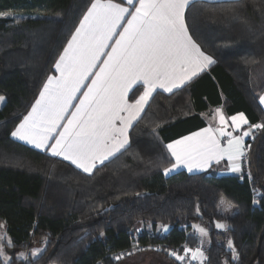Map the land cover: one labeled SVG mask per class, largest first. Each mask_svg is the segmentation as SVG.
I'll use <instances>...</instances> for the list:
<instances>
[{"label": "trees", "instance_id": "trees-1", "mask_svg": "<svg viewBox=\"0 0 264 264\" xmlns=\"http://www.w3.org/2000/svg\"><path fill=\"white\" fill-rule=\"evenodd\" d=\"M92 2L0 0V13L26 15L19 23L0 17V222L14 243L5 247L11 264H42L53 249L49 263L119 264L115 256L137 248L182 264L165 252L197 248L194 225L208 233L206 264H264V129L247 140L241 174L163 171L174 163L166 145L205 127L208 110L264 124V0L191 3L188 29L215 63L180 90L157 91L126 150L89 174L11 133ZM222 201L237 211L224 214ZM140 223L152 229L135 234ZM36 245L39 257L17 258Z\"/></svg>", "mask_w": 264, "mask_h": 264}, {"label": "snow or ice", "instance_id": "snow-or-ice-1", "mask_svg": "<svg viewBox=\"0 0 264 264\" xmlns=\"http://www.w3.org/2000/svg\"><path fill=\"white\" fill-rule=\"evenodd\" d=\"M189 3L126 0L124 6L114 0H93L54 65L58 75L47 78L11 135L89 174L97 163L122 154L129 146V129L142 119L157 89L169 94L180 90L215 63L189 33L185 23ZM137 85L143 88L138 96ZM130 93L134 98H129ZM259 101L264 105V96ZM214 118L218 126L202 128L166 145L174 163L163 169L165 175L179 167L189 172L204 169L225 157L232 172L241 171L244 138L252 129H264V124H250L242 112L226 117L221 108L215 110ZM244 125L248 129L242 131ZM216 227L227 228L222 223ZM193 228L200 236L208 235L203 227ZM5 247L13 248L14 243L0 234V259L11 264ZM228 247L235 253L231 240ZM42 251L35 249L31 256L36 258ZM184 253L170 255L177 261H184L188 254L192 260L205 259L200 247H185ZM17 258L29 259L23 252Z\"/></svg>", "mask_w": 264, "mask_h": 264}, {"label": "rangeland", "instance_id": "rangeland-1", "mask_svg": "<svg viewBox=\"0 0 264 264\" xmlns=\"http://www.w3.org/2000/svg\"><path fill=\"white\" fill-rule=\"evenodd\" d=\"M7 14L8 15H6V16H0V17H5L8 19H12L14 21H17V20L20 21V20L26 18V15H16V14H11V13H7ZM215 169H214V171H215ZM220 209H221V212H223L224 214H226L228 216H232L237 211L236 207L231 206L224 201L221 202ZM222 224H225V223H222ZM0 225H2V227H0V234H6L4 224L0 223ZM200 227H202V226H200ZM151 229H152L151 224H143V223L141 224L140 223L135 228V234L140 233L143 230H151ZM192 230H193L192 232H195L196 234H198L194 228H192ZM157 232L165 233L164 227L161 225L158 226ZM7 237H8V235H7ZM199 237H200V246L199 247L202 249V251L204 252V256H205V250L204 249H205V245H206L207 240H208V235H206V236H200L199 235ZM35 249H42L44 251V247H40V246L36 245L31 251L25 252V254L29 257V255L31 256V254H27V253H31ZM43 251L37 257H39L43 253ZM159 251L160 250H158V249H144V250H138V251L133 250L131 252V254H127V253L119 254V255L115 256V259H117V257H119V259H117V260H120L119 264H169V262L166 260L165 256L162 253H160ZM173 251L174 250H167L165 253H167L170 257H173L175 259L174 256L170 255V253ZM5 252L9 257H11L7 253L6 248H5ZM176 253L179 254L178 252H176ZM179 255H182V254H179ZM183 255H185V254H183ZM30 259H32V258H30ZM30 259H28V260L20 259V260L23 262H28ZM194 261H196V262H194ZM180 262L182 264H205L204 259L203 260H200V259L192 260L190 254H188L185 257L184 261H180ZM49 264H58V263L53 261V262H50Z\"/></svg>", "mask_w": 264, "mask_h": 264}, {"label": "crops", "instance_id": "crops-1", "mask_svg": "<svg viewBox=\"0 0 264 264\" xmlns=\"http://www.w3.org/2000/svg\"><path fill=\"white\" fill-rule=\"evenodd\" d=\"M195 1H207V2H225V1H233V0H190V3H189V5L191 4V3H193V2H195ZM114 2H117V3H123L124 4V6H127L126 5V0H114ZM188 5V6H189ZM91 6V5H90ZM188 6H187V8H188ZM187 8H186V10H187ZM186 10H185V23H186ZM87 12V11H86ZM83 18V17H82ZM79 26V25H78ZM186 26H187V23H186ZM188 27V26H187ZM189 33H190V31H189ZM191 34V33H190ZM71 38V37H70ZM201 47V46H200ZM201 49H202V47H201ZM203 50V49H202ZM204 51V50H203ZM63 52V51H62ZM205 52V51H204ZM206 54H208L207 52H205ZM208 55H210V54H208ZM211 56V55H210ZM58 60V59H57ZM215 60V59H214ZM213 65V64H212ZM212 65H210L206 70H208ZM205 70V71H206ZM51 75H58V73H56L55 72V68H54V72L51 74ZM49 77V76H48ZM46 81H47V79H46ZM45 81V82H46ZM45 84V83H44ZM42 88H43V86H42ZM42 88H41V90H42ZM134 89H137V91H136V93H135V95L136 96H138L139 94H140V92H142L143 91V88H142V86H139V85H137V86H134ZM40 90V91H41ZM157 91H161V92H164L162 89H157ZM156 91V92H157ZM155 92V93H156ZM155 93H153V95L155 94ZM166 93V92H165ZM39 96V95H38ZM260 96H264V92L260 95ZM3 97V96H2ZM130 99H132V98H134L133 96H132V93H130V97H129ZM260 102V101H259ZM4 103H5V97H4V100L3 101H0V108H2L3 107V105H4ZM74 103H76V102H74ZM261 105V104H260ZM148 106V105H147ZM147 106H146V108H147ZM262 106V108L264 109V105H261ZM217 108H221L222 109V112H223V114L226 116V117H230V116H228V115H226L225 114V112H224V109L222 108V107H216V108H213V109H211V110H208L207 112H205V113H203V117H204V119H205V121H206V123H207V125L205 126V127H208V126H212V127H216V126H218V118H214V113H215V110L217 109ZM31 110V109H30ZM146 110V109H145ZM241 113V112H240ZM28 114V113H27ZM26 114V115H27ZM238 114V113H237ZM25 115V116H26ZM142 115H143V113H142ZM246 116V115H245ZM23 120V119H22ZM21 120V121H22ZM20 121V122H21ZM229 123V125L231 124V121H229L228 122ZM19 125V124H18ZM17 125V126H18ZM16 126V127H17ZM205 127H203V128H205ZM202 129V128H201ZM248 129V125H244L243 126V129H242V131L243 130H247ZM15 130V129H14ZM13 130V131H14ZM200 130V129H199ZM199 130H197V131H199ZM228 130L229 131H231L232 129H231V127H229L228 128ZM130 131H131V129H129V144H130ZM259 131V129H252V133H251V135L250 136H248V137H245L244 138V145H245V156L244 157H242L241 159H240V161H239V163H240V166H241V171H242V163H243V161H244V159H245V157H246V154H247V145H246V142H247V140L249 139V138H251V137H253V135L256 133V132H258ZM196 132V131H195ZM193 133V132H192ZM191 134V133H190ZM190 134H188V135H190ZM239 134H241L240 132H234V135H239ZM185 136H187V135H185ZM12 138L14 139V140H16V141H19V142H21V143H23V144H26L27 146H29V147H31V148H34V149H36V150H38V151H41V152H44V153H46V154H48V155H50L51 157H54V156H52L51 154H50V152L48 151V150H46V149H37V148H35L34 147V145H32V144H29V143H27L26 141H24V140H20V139H18V138H16V137H13L12 136ZM224 139H226V138H224ZM172 142V141H171ZM222 142H223V140H222ZM170 143V142H169ZM128 147V146H127ZM123 151V150H122ZM55 158H58V159H61V160H63V158L62 157H55ZM63 161H65V160H63ZM67 163H69V164H71L70 163V161H66ZM105 162H107V161H105ZM104 162V163H105ZM72 165V164H71ZM100 165H102V164H99V163H97V167L98 166H100ZM72 166H74L75 167V165H72ZM96 167V168H97ZM171 167V166H170ZM76 168V167H75ZM95 168V169H96ZM216 168V169H215ZM95 169H93V171L95 170ZM214 169H215V171H214ZM78 170H80V171H82L81 169H78ZM179 170H185V171H187V172H189L188 170H187V168L186 167H179V168H177V169H175L174 171H172L171 173H169V174H172V173H174V172H176V171H179ZM92 171V172H93ZM241 171L240 172H232L231 170H230V163H229V161L227 160V158L225 157L224 159H222L219 163H216L215 161H212L211 162V164H210V166H208V167H206V168H204V169H194L192 172H189V173H202V172H212V173H216V174H218V175H225V174H241ZM83 172V171H82ZM0 223H2V224H4V228H5V232H6V225H5V223L4 222H0ZM168 230H169V228H167V231H165V233H167L168 232ZM7 234V233H6ZM208 240H209V238H208ZM207 240V243H206V245H205V261H206V249H207V247H208V243H209V241ZM200 246V244L197 246V247H199ZM195 249V248H194ZM157 252V251H156ZM21 253V252H20ZM23 253H25V252H23ZM27 254H31V253H27ZM183 254H185L184 252L182 253V255ZM19 255V254H18ZM164 255V254H163ZM165 256V255H164ZM30 258H33V257H31L30 255H29V259ZM165 258H166V256H165ZM166 260L169 262V264H171V262L166 258ZM180 262V261H179ZM194 262H196V261H194ZM205 264H206V262H205Z\"/></svg>", "mask_w": 264, "mask_h": 264}, {"label": "water", "instance_id": "water-1", "mask_svg": "<svg viewBox=\"0 0 264 264\" xmlns=\"http://www.w3.org/2000/svg\"><path fill=\"white\" fill-rule=\"evenodd\" d=\"M260 246V245H259ZM54 250L55 249H53L50 253H49V255L46 257V259L44 260V262L42 263V264H48L49 263V261L51 260V258H52V256H53V252H54ZM258 252H259V249H258ZM254 259H255V257H254ZM253 259V260H254Z\"/></svg>", "mask_w": 264, "mask_h": 264}, {"label": "built area", "instance_id": "built-area-1", "mask_svg": "<svg viewBox=\"0 0 264 264\" xmlns=\"http://www.w3.org/2000/svg\"><path fill=\"white\" fill-rule=\"evenodd\" d=\"M136 250L138 251L139 249L137 248ZM127 254H129V253H127Z\"/></svg>", "mask_w": 264, "mask_h": 264}]
</instances>
